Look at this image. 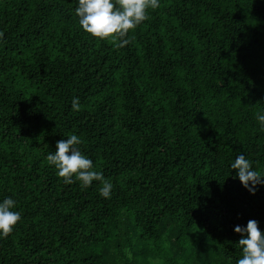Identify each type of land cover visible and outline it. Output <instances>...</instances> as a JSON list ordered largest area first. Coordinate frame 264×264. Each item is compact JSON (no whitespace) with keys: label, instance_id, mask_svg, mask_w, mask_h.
<instances>
[{"label":"trees","instance_id":"trees-1","mask_svg":"<svg viewBox=\"0 0 264 264\" xmlns=\"http://www.w3.org/2000/svg\"><path fill=\"white\" fill-rule=\"evenodd\" d=\"M159 3L116 48L78 0H0V202L21 213L0 264H236L235 226L264 232V184L231 168L264 175V0ZM72 134L109 198L48 164Z\"/></svg>","mask_w":264,"mask_h":264},{"label":"clouds","instance_id":"clouds-1","mask_svg":"<svg viewBox=\"0 0 264 264\" xmlns=\"http://www.w3.org/2000/svg\"><path fill=\"white\" fill-rule=\"evenodd\" d=\"M159 0H78L75 13L84 32L99 40H111L116 48H122L131 41L127 38L131 31L148 19V10L159 8ZM3 34L0 33V36ZM73 110H79V100L72 103ZM256 119L264 131V114L257 113ZM82 143L75 135L56 142L55 151L47 155L49 165L57 170V176L65 184L79 181L82 187L99 181L100 195L109 198L112 184L102 172L94 170L93 161L77 147ZM231 168L236 170L241 184L255 194L257 185L264 184V175L253 170V165L245 155H238ZM75 178V179H73ZM16 201L6 198L0 202V236L7 237L21 220V213L15 211ZM234 231L241 235L238 246L241 257L236 264H264V232L256 220H249L246 227L235 226Z\"/></svg>","mask_w":264,"mask_h":264}]
</instances>
